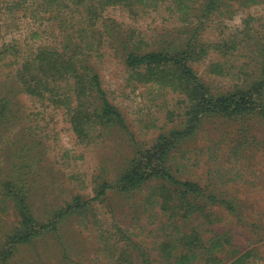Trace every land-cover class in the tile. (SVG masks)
<instances>
[{"label": "trees", "instance_id": "trees-1", "mask_svg": "<svg viewBox=\"0 0 264 264\" xmlns=\"http://www.w3.org/2000/svg\"><path fill=\"white\" fill-rule=\"evenodd\" d=\"M114 7L135 20L159 14L172 26L149 39L140 28L106 15ZM259 7L264 10V0H0V14L21 12L0 22V213L9 216L0 218V264H11L22 246L60 238L68 217H95V206L115 216L113 196L131 200L135 217L143 210L160 226L152 232L156 257L136 241L135 229L120 230L110 264H253L264 241V218L257 224L259 212L240 209L228 187L241 175L224 163L241 162L260 144L264 151V17L254 12ZM20 26L29 27L23 39L32 42L20 43ZM107 55L121 62L127 85L175 97L151 143L136 140L107 94L98 69ZM203 63L205 77L225 84L203 78L196 68ZM19 95L36 109L59 113L76 149L119 133L132 155L112 179L95 182L91 198L78 194L40 209L38 191L54 183L44 185V143L26 125L29 114ZM208 124L220 135L233 133L225 142V161L215 162L203 180L185 178L190 142ZM219 212L236 219L232 227L247 229L248 243L240 245L233 228H220Z\"/></svg>", "mask_w": 264, "mask_h": 264}, {"label": "rangeland", "instance_id": "rangeland-1", "mask_svg": "<svg viewBox=\"0 0 264 264\" xmlns=\"http://www.w3.org/2000/svg\"><path fill=\"white\" fill-rule=\"evenodd\" d=\"M254 12L264 17L262 7L254 9ZM15 15H21V12L0 14V22H4L5 17L12 20ZM106 15L123 22L127 26L140 28L149 39L157 37L156 35L162 31L163 26H172L171 20L163 23L162 17L155 13L141 14L142 16L136 17L135 20L128 17L127 12L122 8L114 7L109 8ZM236 20L238 21V19ZM20 30L19 36L16 29H11L14 36H19L18 39L21 43L24 42V35H28L29 27L20 26ZM28 42L32 41L29 39ZM28 42L26 40L24 43L28 44ZM206 65L207 63L196 65L200 75L218 86L224 85L225 83L219 78L205 77ZM98 69L110 100L124 113L136 140L141 144L151 143L155 134L166 125L167 111L175 108L171 105L172 99L175 97L168 95L166 97L160 92L156 94L150 86L133 87L127 85L125 82L126 74L121 62L112 56L107 55L101 61ZM17 100L24 104L26 113L29 114L26 125L32 133L40 136L44 143L45 155L42 171L49 178V182H45L44 185L54 183L53 189L47 188V190L38 191V207L40 209L44 206L49 207L51 204L69 200L71 196L78 194L85 198H91L95 182L105 178L112 179L114 171L122 167L132 155L127 138L125 139V136L123 137L119 133L107 137L101 136V140L104 139L103 143L99 141L92 146H80L76 149L77 145L72 138L71 131H69L62 116L53 108L36 109V105L24 95H19ZM169 126H173V124ZM217 131L219 130H216L214 125L208 124L197 132L193 141L190 142L191 149L188 155L192 159L186 164L183 177L191 180H203L208 172L210 174L213 168L211 166L215 162L217 164L224 163L228 153L227 145L233 139V133L230 130L227 134L220 135ZM260 139L263 141L264 137L261 136ZM262 146L263 144H260L258 148H255L251 155L250 153H247L249 155H242V160L239 163L235 161L229 165L224 163L230 173L238 172L241 175L238 181L231 183L228 188L236 192L238 202L242 205L240 209L244 210L245 208L247 213L252 212L253 215L259 212L255 218L257 224H261L258 221L260 216L264 218V151L263 149L260 150ZM248 164H252L253 168L249 169ZM3 170L0 165V179ZM122 200L120 196L111 198L110 204L118 209L113 217H111L106 206H95L93 211L95 217L82 218L74 215L66 218L59 229L60 238L50 236L47 240L43 239L38 242L37 248L22 246L12 257L10 263L110 264L109 260L114 249V243L117 242L121 233L119 231L129 233L133 232L134 229L140 233L136 241L144 244L148 250L151 249L152 256L156 257L157 254L152 249L155 241L152 232L156 233L160 222L155 216L147 217L146 214L148 213L143 212V210H140V215L135 217V207H132L131 200ZM220 213L224 217L220 228H233L235 240L240 245L248 243L247 229L242 224L232 227V220L235 221L236 219L229 217L228 214ZM0 216V218L5 217L7 219L9 217L4 213H0ZM1 243L2 241H0ZM257 246L260 247L257 250L259 256L253 260V264H264V241L258 243Z\"/></svg>", "mask_w": 264, "mask_h": 264}]
</instances>
